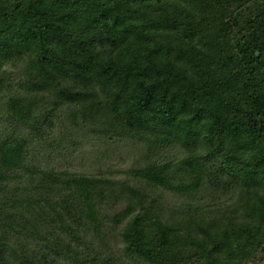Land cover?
Here are the masks:
<instances>
[{
  "label": "trees",
  "instance_id": "trees-1",
  "mask_svg": "<svg viewBox=\"0 0 264 264\" xmlns=\"http://www.w3.org/2000/svg\"><path fill=\"white\" fill-rule=\"evenodd\" d=\"M0 264H264V0H0Z\"/></svg>",
  "mask_w": 264,
  "mask_h": 264
}]
</instances>
